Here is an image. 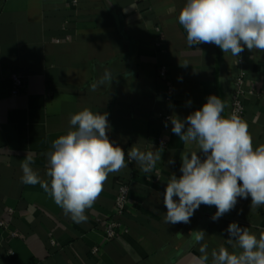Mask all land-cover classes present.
Returning <instances> with one entry per match:
<instances>
[{
    "label": "crops",
    "instance_id": "0c3cea01",
    "mask_svg": "<svg viewBox=\"0 0 264 264\" xmlns=\"http://www.w3.org/2000/svg\"><path fill=\"white\" fill-rule=\"evenodd\" d=\"M185 3L0 0V222L5 223L0 226V264H196L202 244L207 245L210 264L214 249L240 251L228 242L230 223L257 236L264 232V205L251 209L250 196L238 198L234 209L216 221L211 218L216 207L202 204L189 223H165L167 182L173 173L182 175L181 153L195 150L171 129L163 130L165 116L183 119L216 95L225 102L227 117L233 82L242 74L243 120L254 147L264 144V52L245 48L237 63L214 44L188 46L178 22ZM105 69L112 82L92 91ZM13 73L23 80L17 95L12 94ZM167 85L174 91L169 101ZM84 108L109 114L108 136L125 153L132 146L158 149L160 137L166 148L150 173L130 161L109 174L86 211L87 221L77 223L39 184L25 185L20 177L28 153L33 169L48 179L46 153L69 130L70 116ZM120 185L129 187V204L116 215ZM108 220L122 229L110 241L104 233ZM195 230L206 233L200 243L194 240Z\"/></svg>",
    "mask_w": 264,
    "mask_h": 264
},
{
    "label": "clouds",
    "instance_id": "9594fccd",
    "mask_svg": "<svg viewBox=\"0 0 264 264\" xmlns=\"http://www.w3.org/2000/svg\"><path fill=\"white\" fill-rule=\"evenodd\" d=\"M178 22L190 47L214 44L225 55L237 58V63L245 48L264 52V0H186ZM106 82H112L108 69L91 90ZM224 110L225 102L210 95L200 109L185 118L168 117L172 133L195 150L181 153L182 175L173 173L167 182L163 193L166 224L189 223L202 204L216 207L213 221L233 210L238 198L250 196L251 209L264 205V144L254 147L247 122L236 114L224 116ZM108 115L84 108L70 116L69 130L53 140L46 153L47 180L33 169L32 155L27 153L21 163V183L39 184L77 223L87 221L86 211L99 198L109 174L126 168L130 161L150 173L161 160L163 147L141 151L132 146L125 153L108 136ZM227 232L228 242L240 251L230 253L223 246L214 249L210 264H264V232L257 236L235 222ZM192 233L196 243L206 234L203 230ZM199 251L196 264H209L207 245L202 244Z\"/></svg>",
    "mask_w": 264,
    "mask_h": 264
},
{
    "label": "built area",
    "instance_id": "2783aa9c",
    "mask_svg": "<svg viewBox=\"0 0 264 264\" xmlns=\"http://www.w3.org/2000/svg\"><path fill=\"white\" fill-rule=\"evenodd\" d=\"M166 74V70L164 68L160 69V77L164 78ZM11 83H12V94L17 95L19 93V89L23 86V80L21 76L17 73H13L11 75ZM245 79L242 74H239L235 77V80L233 82V94L231 97L230 102V109H229V115L236 114L240 118L243 119L245 107H244V97L246 94L245 91ZM173 87L171 85H167L165 90V100L169 101L171 97L173 96ZM228 115V116H229ZM169 116H165L163 118L164 122V131H168L171 129V122L168 120ZM167 123V126H165ZM156 143L159 147H163V149L166 148V141L163 137H160L156 140ZM129 194L130 190L127 185H120L118 187L117 193L114 198V212L116 215H122L128 207L129 204ZM0 226H5L4 222H0ZM122 230L121 225L114 221V220H108L104 223V233L107 238V240H112L116 237L118 231ZM13 237H18L19 235L15 232L11 234ZM53 244V243H52ZM97 249H93L92 252L95 253Z\"/></svg>",
    "mask_w": 264,
    "mask_h": 264
}]
</instances>
